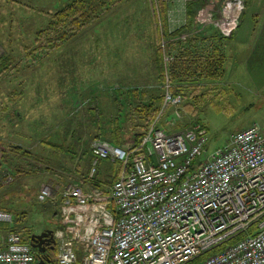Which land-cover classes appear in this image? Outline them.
<instances>
[{"label": "rangeland", "instance_id": "1", "mask_svg": "<svg viewBox=\"0 0 264 264\" xmlns=\"http://www.w3.org/2000/svg\"><path fill=\"white\" fill-rule=\"evenodd\" d=\"M70 1L0 0V62L11 57L0 71V158L2 152L8 154L6 160L0 159V211L8 214L0 218V241L11 229L39 233L58 220L53 203L59 198L41 203L37 191L52 182L57 192L88 171L90 144L99 138V129L107 130L118 90H152L155 94L161 86L154 63V15L159 16L162 28L164 22L161 7L151 0H105L106 4L98 0L94 17L80 33L35 61L25 57L27 48L36 47L37 31ZM163 1L169 30L182 25L189 29L188 23L194 21L182 37L210 32L213 24L204 27L201 14L214 9V18L222 12L236 17L231 32L224 35L227 50L264 51V0H231L230 4L227 0ZM189 1L196 4L193 19L185 10ZM41 52H33V57ZM255 85L241 80L233 89L222 90L224 96L212 103L209 94L195 106L192 100L187 105L184 101L170 105L166 112H159L161 128L176 132L194 122L204 124L208 154L225 146L231 133L251 125L258 126L264 140V89ZM139 99L136 95L135 100ZM48 144H58L63 150ZM118 167L103 161L94 179L108 185Z\"/></svg>", "mask_w": 264, "mask_h": 264}, {"label": "built area", "instance_id": "2", "mask_svg": "<svg viewBox=\"0 0 264 264\" xmlns=\"http://www.w3.org/2000/svg\"><path fill=\"white\" fill-rule=\"evenodd\" d=\"M209 10L201 24L229 35L236 17L222 12L214 18L217 11ZM181 101L166 90L162 109ZM207 143V130L198 123L169 132L153 122L140 151L92 140L82 176L91 186L69 182L57 190L54 253L33 252L9 231L0 264H264L261 131L256 125L238 130L210 154ZM103 161L119 165L118 177L94 185ZM57 192L46 182L36 198L43 202ZM6 215L0 211V218Z\"/></svg>", "mask_w": 264, "mask_h": 264}, {"label": "trees", "instance_id": "3", "mask_svg": "<svg viewBox=\"0 0 264 264\" xmlns=\"http://www.w3.org/2000/svg\"><path fill=\"white\" fill-rule=\"evenodd\" d=\"M97 1L98 0H72L60 7L51 15L48 23L37 31L36 47L32 49L30 47L27 48V50L30 51L26 52L25 57H31V60L35 61L42 55L64 44L72 36L80 33L87 27L91 20L90 18L94 17L93 13L96 11L97 7L95 3H97ZM99 1L103 2V0ZM108 1L111 3L118 2V0ZM151 2L153 4L155 3L156 7H161V15L164 22V28H162L161 24H158V22H160L159 16L156 17L154 15V63L157 81H159L161 86H159V90H157L155 94L151 93L152 90L140 91L138 89H130L125 92L118 90L115 96L116 109L110 120V124L107 130L99 129V138H95L104 139L125 149H136L137 151H140L141 138L147 133L153 122L157 127H163L160 121L162 116L158 118V115L163 106L165 90H168L172 96L180 95L182 101H184L186 105L188 103L187 101L192 99L193 106H195V103L199 102L200 97L211 94L210 89L212 90V87L210 88L207 83L211 80L221 78L225 72V56L223 51L226 47L227 36H224L217 27H212L213 25H211L210 32L201 30L182 37L183 33L192 28L194 21L188 23L191 25L189 29H187V26L182 25L174 30H169L165 24V12L162 9L164 8L163 5L165 2L163 0H151ZM194 3L193 1H189L185 7L186 14L192 19L195 14L196 4ZM104 4H106L105 0ZM239 16L241 17V15ZM35 51H42V54L33 57V52ZM2 61L3 66L0 67V71L3 68L6 69V63L4 64V62L8 64L11 61V57L6 56ZM222 94L224 95V92H222ZM136 95L139 96L140 99L143 96L145 100L139 99V101H136ZM188 97H191V99H188ZM169 106L170 105L164 106L161 112H166ZM125 121L128 122V126ZM132 122L136 123L132 124ZM201 125L205 127L204 124ZM48 145L56 150H63V147L58 144ZM27 153L28 151H25L21 154L25 156ZM7 155L8 154L2 152L0 159L3 161L6 160ZM90 159L91 155L89 157V160ZM2 160H0V167ZM117 177L118 173L110 182L117 179ZM95 180L96 179H93L92 183L98 185V181ZM2 187L3 185L0 180V188ZM50 201L52 202L53 199L38 202L44 203ZM53 204L58 214L59 200ZM59 226L60 222L55 218L53 224L50 225L49 228L56 229ZM6 227L7 224L5 223L4 228ZM10 231L18 232L23 242H28L27 235L32 233L30 229H11ZM244 235L245 233L239 235L237 238ZM232 241L234 240L228 243ZM4 246L5 238L0 241V249ZM215 250L217 249H213L211 252ZM32 251L36 252L34 249H32Z\"/></svg>", "mask_w": 264, "mask_h": 264}, {"label": "crops", "instance_id": "4", "mask_svg": "<svg viewBox=\"0 0 264 264\" xmlns=\"http://www.w3.org/2000/svg\"><path fill=\"white\" fill-rule=\"evenodd\" d=\"M223 53L225 56L224 75L217 80H211V82H209L211 83V87H212L211 103L215 99H219L224 96L221 92L222 90L227 88L233 89L235 87L234 85H236V82L241 80H245V81L248 80L252 84L256 83L258 85L255 86L264 89V51H260V52L253 51L243 54L239 50L232 52L231 49L227 50L225 48ZM251 69L253 70L250 71ZM238 96L239 95H236V97ZM189 98L191 99V97H188V99ZM185 108L186 107H184L183 110ZM184 112L186 111L184 110ZM231 134L228 136L226 140V144L229 143ZM84 174L85 173L80 174L77 178H73L69 180V182H76L77 184H80L85 190H87L91 185L88 182L82 181L83 180L82 176ZM58 198H60V195L57 192L55 196L50 199H58Z\"/></svg>", "mask_w": 264, "mask_h": 264}, {"label": "water", "instance_id": "5", "mask_svg": "<svg viewBox=\"0 0 264 264\" xmlns=\"http://www.w3.org/2000/svg\"><path fill=\"white\" fill-rule=\"evenodd\" d=\"M51 233H52L51 229L44 230L41 233H32L29 237L28 243L33 249H36L38 253H41L43 255L44 251L40 247V245L42 244L44 237H46L47 235Z\"/></svg>", "mask_w": 264, "mask_h": 264}, {"label": "flooded vegetation", "instance_id": "6", "mask_svg": "<svg viewBox=\"0 0 264 264\" xmlns=\"http://www.w3.org/2000/svg\"><path fill=\"white\" fill-rule=\"evenodd\" d=\"M48 229H51L52 230V233L49 234V235H47L46 237H44V239H43L42 244L40 245V247L43 249V251L46 254H51L52 252H54V250L56 248V240H55L54 235H53V229L47 227V228H44L41 231H39V233H41L44 230H48ZM31 234L32 233H30V234L27 235L28 236V240H29V237H30Z\"/></svg>", "mask_w": 264, "mask_h": 264}]
</instances>
